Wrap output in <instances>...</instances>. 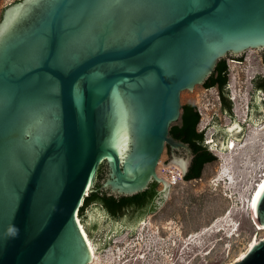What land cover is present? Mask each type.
<instances>
[{
  "label": "water",
  "instance_id": "1",
  "mask_svg": "<svg viewBox=\"0 0 264 264\" xmlns=\"http://www.w3.org/2000/svg\"><path fill=\"white\" fill-rule=\"evenodd\" d=\"M249 49L264 50V0H20L5 7L0 264L91 260L76 217L100 164L107 195L163 186L152 207L115 219L156 208L168 188L155 174L165 146L162 164L178 165L181 178L193 156L169 135L180 93L201 85L219 59ZM251 213L264 225V186ZM234 264H264V239Z\"/></svg>",
  "mask_w": 264,
  "mask_h": 264
},
{
  "label": "rangeland",
  "instance_id": "2",
  "mask_svg": "<svg viewBox=\"0 0 264 264\" xmlns=\"http://www.w3.org/2000/svg\"><path fill=\"white\" fill-rule=\"evenodd\" d=\"M18 1L0 0V20L4 8ZM227 64L230 113L222 109L215 87L197 85L180 93L181 105L200 108L198 130L216 160L203 166L200 178L168 185L161 203L132 221L115 219L98 203L86 207L78 218L94 246L89 264H234L252 236L264 238L248 209L250 192L264 172V92H254L252 82L264 74V63L258 50L249 49L242 61L228 58ZM232 126L238 128L230 131ZM230 139L237 145L232 152ZM167 159L165 146L156 167L160 178Z\"/></svg>",
  "mask_w": 264,
  "mask_h": 264
},
{
  "label": "trees",
  "instance_id": "3",
  "mask_svg": "<svg viewBox=\"0 0 264 264\" xmlns=\"http://www.w3.org/2000/svg\"><path fill=\"white\" fill-rule=\"evenodd\" d=\"M261 60L264 63V50L260 51ZM243 55L236 60L242 61ZM227 57L217 61L213 72L201 84L205 89L216 87L218 89L219 100L222 109L230 111L231 101L229 100L227 82H228V64ZM253 91L264 92V74L257 76L253 81ZM201 120V112L197 106L191 102L182 104L179 119L172 123L169 127V135L177 140L187 143L192 150V159L190 165L183 176V180H192L200 178L203 166L206 163L216 160L214 156L204 144L203 131L198 130V124ZM168 151L169 146H166ZM104 165L100 164L97 170L96 182L93 191L84 196L82 204L79 208V216H82L86 207L92 203L100 204L111 216H119V213L129 209L142 211L151 205L158 193V183L151 182L148 187L133 195H107L104 190H100L101 180L104 178Z\"/></svg>",
  "mask_w": 264,
  "mask_h": 264
},
{
  "label": "bare ground",
  "instance_id": "4",
  "mask_svg": "<svg viewBox=\"0 0 264 264\" xmlns=\"http://www.w3.org/2000/svg\"><path fill=\"white\" fill-rule=\"evenodd\" d=\"M235 128H238L237 126H232V127H230V131H232V130H234ZM256 134V133H255ZM260 135V134H259ZM212 142V140L210 139V140H208L207 141V143H211ZM213 143V142H212ZM246 143V142H245ZM237 145H236V143H235V141H234V139L232 140V139H230L228 142H227V150L229 151V152H232V151H234L235 149L237 150ZM243 148V147H242ZM245 149V148H244ZM244 152V151H243ZM255 153V152H254ZM159 164V163H158ZM175 165V164H174ZM245 165V164H244ZM247 165V164H246ZM257 165V164H256ZM176 166H178V165H176ZM179 167V166H178ZM157 170V169H156ZM232 170V169H231ZM236 172V171H235ZM155 174L157 175V171H155ZM253 176V175H252ZM231 179V178H230ZM165 180V179H164ZM90 181V180H89ZM166 181V180H165ZM250 182V181H249ZM252 183H254V180H253V182ZM88 184H89V182L87 183V186H86V188L88 189ZM264 186V172H260V179L257 181V183L255 184V186L253 187V189H252V191L250 192V195H249V198H248V209L251 211V205H252V202H253V199H254V196H255V193H256V191L260 188V187H263ZM252 188V187H251ZM85 192H87V191H85ZM249 194V193H248ZM247 201V200H246ZM251 213V212H250ZM253 221V220H252ZM76 224H78V227H79V229H80V233H81V235H82V238H84L85 239V241H86V243H87V245H88V248H89V251H90V255H91V260H89L86 264H89L94 258H95V254H94V246H93V243L91 242V240H90V238H88L87 237V235H86V231H85V229H84V227H83V225L81 224V222H80V219L78 218V216L76 217ZM145 226V224L144 223H142L141 224V228H143ZM257 227H258V229H260V230H264V225H259V224H257ZM251 237V236H250ZM264 239V238H263ZM262 238L260 239V240H263ZM259 241H258V239H257V237H255V236H252L251 238H250V240H249V242H248V246H247V250L245 251V252H241L240 254H239V256L237 257V259L235 260V261H237V260H239L242 256H244L245 254H246V252L248 251V250H251L252 249V247L253 246H255L257 243H258Z\"/></svg>",
  "mask_w": 264,
  "mask_h": 264
},
{
  "label": "built area",
  "instance_id": "5",
  "mask_svg": "<svg viewBox=\"0 0 264 264\" xmlns=\"http://www.w3.org/2000/svg\"><path fill=\"white\" fill-rule=\"evenodd\" d=\"M158 174L162 177V179H165L170 186L183 181V178H181L182 172L180 168L174 164H167L164 166L161 164Z\"/></svg>",
  "mask_w": 264,
  "mask_h": 264
},
{
  "label": "flooded vegetation",
  "instance_id": "6",
  "mask_svg": "<svg viewBox=\"0 0 264 264\" xmlns=\"http://www.w3.org/2000/svg\"><path fill=\"white\" fill-rule=\"evenodd\" d=\"M210 88H213V87H210ZM216 88V87H215ZM216 90H217V95H218V99H220L219 98V94H218V89L216 88ZM219 103H220V100H219ZM221 104V103H220Z\"/></svg>",
  "mask_w": 264,
  "mask_h": 264
},
{
  "label": "crops",
  "instance_id": "7",
  "mask_svg": "<svg viewBox=\"0 0 264 264\" xmlns=\"http://www.w3.org/2000/svg\"><path fill=\"white\" fill-rule=\"evenodd\" d=\"M199 110H200V108H199ZM201 112V111H200Z\"/></svg>",
  "mask_w": 264,
  "mask_h": 264
}]
</instances>
